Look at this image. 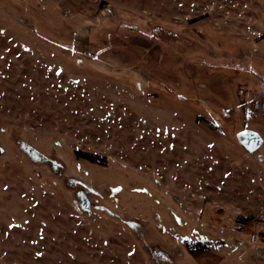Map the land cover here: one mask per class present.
<instances>
[{"label":"rangeland","instance_id":"obj_1","mask_svg":"<svg viewBox=\"0 0 264 264\" xmlns=\"http://www.w3.org/2000/svg\"><path fill=\"white\" fill-rule=\"evenodd\" d=\"M0 264H264V0H0Z\"/></svg>","mask_w":264,"mask_h":264},{"label":"water","instance_id":"obj_2","mask_svg":"<svg viewBox=\"0 0 264 264\" xmlns=\"http://www.w3.org/2000/svg\"><path fill=\"white\" fill-rule=\"evenodd\" d=\"M236 140L239 145L244 148L246 152H254L260 148L263 143L261 136L252 130H243L236 134ZM26 154L33 159H36V154L32 152L29 148H25ZM89 207V202L85 197H82V203L80 208L83 211H87Z\"/></svg>","mask_w":264,"mask_h":264},{"label":"built area","instance_id":"obj_3","mask_svg":"<svg viewBox=\"0 0 264 264\" xmlns=\"http://www.w3.org/2000/svg\"><path fill=\"white\" fill-rule=\"evenodd\" d=\"M248 240H249L248 242H249L251 245H255V244H257V242H258V237H257L256 234H252V235L249 237Z\"/></svg>","mask_w":264,"mask_h":264},{"label":"flooded vegetation","instance_id":"obj_4","mask_svg":"<svg viewBox=\"0 0 264 264\" xmlns=\"http://www.w3.org/2000/svg\"><path fill=\"white\" fill-rule=\"evenodd\" d=\"M36 158L38 159L37 156H36ZM78 195H79V197L81 198V200H82V197H85L84 195H82V193H79ZM85 198H86V197H85ZM87 212L90 213V204H89V207H88V209H87Z\"/></svg>","mask_w":264,"mask_h":264},{"label":"trees","instance_id":"obj_5","mask_svg":"<svg viewBox=\"0 0 264 264\" xmlns=\"http://www.w3.org/2000/svg\"><path fill=\"white\" fill-rule=\"evenodd\" d=\"M88 157H90L89 155H88ZM176 219V218H175Z\"/></svg>","mask_w":264,"mask_h":264}]
</instances>
